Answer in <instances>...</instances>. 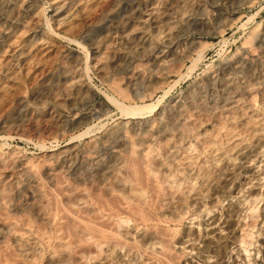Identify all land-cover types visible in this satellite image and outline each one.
Here are the masks:
<instances>
[{
    "label": "rangeland",
    "instance_id": "rangeland-1",
    "mask_svg": "<svg viewBox=\"0 0 264 264\" xmlns=\"http://www.w3.org/2000/svg\"><path fill=\"white\" fill-rule=\"evenodd\" d=\"M4 1L5 0H3V1L0 0V4H6V5L11 4L12 6H13V4L14 5L16 4V6H14L13 9H11V7H9L8 5H7L8 8L5 7V9L10 8L9 10H11V11L13 10L12 12L9 10H5V9L2 10V12L0 11V22L2 23V25L5 24L4 27L0 26L2 29V30L0 29V31H1L0 32L1 33L0 34V43L7 44L8 38L4 34L5 29H9V28L13 27L12 26L13 24H15L14 26H16L20 23L19 17L17 18V16L20 14L26 13V11H25V10H27L26 9V4H27L26 1H28V0H26V1L21 0L20 2L16 1V0H8V1L6 0L5 2ZM15 1H16V3H15ZM43 1L48 2V0H43ZM144 1L145 0H133V2H132V0H109V2L108 1H106V2L99 1L97 3V0H91L90 1V7L91 6H92L91 8L94 7V9H91V12H93V13H91L89 11L90 14H88V16H86V17L78 16V18L76 20L77 21L76 25L79 28L78 32H80L82 30L80 33L77 32L78 35L75 36L76 40L81 43V47H82V45H85L84 47L87 49L89 44L91 43V40L94 39L95 41H97V39L100 38L101 33L103 32L102 27L92 25L93 21H95V20H97V21L99 20L102 22L104 21V24L110 22V23H112V25H114V23L117 22L115 19V18H117V15L114 17V16H111L110 13L109 14L107 13L110 11L111 8H113V7L116 8L117 6H119V7H117L118 10L120 9L121 11H128V10L130 11L133 8H139V7L142 8ZM17 2H19V3H17ZM47 2H45L46 5H48ZM102 4L103 5L105 4V5L103 6ZM97 5H99L102 9L100 7H98ZM19 6H21V7H19ZM190 6L192 7V10H191ZM16 7L18 8L19 12L17 10H15ZM46 7H47V13L49 15L50 10L48 9V6H46ZM184 7H185V9H184ZM184 7H182V9H183L184 14H186V16H197L198 18H200V22L197 23L196 26L195 25H193V27L188 26V28H189L188 30H187V26H185L183 28V32H181V34H179L177 36V38L174 42L173 48H177V49L181 50L185 47L184 44L187 45L189 43V41L193 40V41L198 42L199 45L201 44L199 46V48L205 52V55L202 59L197 61L196 60L197 59V52H193L191 54V56L189 58H187L184 62H181L180 60H177V59H175V60L173 59L171 61H168L169 63L167 62V66H168L167 72L170 71L173 74L172 73H166L163 75V74H160V72H158V71H160V69H159L158 62L155 59V54L157 51L155 49L162 47V49H164V50L166 49L165 51H167V50L169 51L170 47L166 46L165 43H161V42H163L162 38L159 36L157 37V35L155 34L153 29L149 30L150 39L153 43H152V46L150 48H147V50L145 49L144 51H141V50H136L135 48H131L129 46L127 47L125 42L121 41V40L118 41V42H120L119 43L120 48L115 49L112 47L110 49L108 55L111 58L110 57L109 58L111 60L113 58V60L117 61L118 65L121 63L120 67H118V65H116V67L112 68V73H114V79H113L114 82L113 83H110V82L105 81V80L102 81V78L98 74H96L94 68L88 64V59L86 58L88 54L85 51V48H83V47L81 48L80 45H77L76 43L73 44V42L63 41L62 39L59 38L58 41H59L60 46L58 47L59 49L56 51V55H55L56 56V62H58V63L63 62L65 59V56L68 53H70V51L71 52H73V51L78 52L82 57L81 69L84 73H86V77L88 78L87 79L88 84L91 85V87L95 93V95L93 97H90V98H86V96H84V95H83V97L82 96H76L75 102H74L75 104H73V106L67 102H64V100L55 102L56 100L52 96L47 95V93H45L44 90L40 89L41 83H39V81H38L40 79L39 78L40 76H38V79H37L38 82H32L31 83L27 79V77L25 76L22 57L19 55H16V54H12L9 56V59L11 57V59L9 61L10 62L12 61V63L15 64V66L19 70V74L21 75V80H22L21 82L24 81L23 82L24 84L22 83V85H21V90H22V92H21L22 95L20 94L21 96H19V97L13 96L11 99L8 98V100H6L4 98L0 99V101H1L0 102V113H1L0 114V153H1L0 154V164H1V166H0V168H1L0 177H2L6 173V171H8V170L14 171V175H16L18 178H23L27 174L31 173V175H32L34 173L33 176L35 177V179L37 181L35 183V187L36 188L38 187L37 190L40 194L41 202L43 205V213L44 214L46 213V214L43 216V218L45 219L44 220V219H42V217L36 216L31 210L29 211L28 207L23 208L22 210L21 209L18 210L17 207L20 204V202L21 201L25 202V200H21V199L13 196L16 179L7 180L4 192L9 197H7L5 200H3L0 203V232L3 234V241H2V243L0 242V264H51L49 260H52V258L56 259V257L57 258L61 257V255L64 252H68L72 256H74L75 254L81 256L80 260L70 259V260H67L66 263H64V264H80L82 262H83L82 264H96L97 260H102L103 264L104 263L105 264H112V263H114V264H188V263H190L191 260L196 261V260L201 259L204 255V253L206 254L205 249H207V248H206L205 242H203V241L201 242L200 240H197V239L195 240L196 242H194V244H192V245H187L186 243H184L185 238H187V232H189V230L192 226L195 227L194 230L197 229L196 231L203 232V230L206 226V223L208 222L210 217L215 215V214H220V212H223L224 209L227 208L228 206H231V208L234 210L233 219H234V217L236 218L233 220V222L235 223L233 225V231H230L229 229L226 230L224 228H221L219 241H217V243L214 246L210 247L209 251L207 252V254H209L210 257H212V258H210L212 260L211 263L214 262L213 264H227V262H225V260H227L229 258V256L232 255V257H234V259L236 260V263H234V264H240V263L241 264H251V263L252 264H264V185H263L264 184V178H263V174H264V149L261 150V148H264V142H263L264 140H261L263 143L260 141L254 142V140H251V138L249 140V137L245 136L247 144L250 145L249 148L256 151L255 152L256 156L253 160L254 163L251 162L249 164V167L246 170H243L241 168H238L239 158L236 157V155H234L232 152H231L232 154L229 153L228 145L225 142H223V141L221 142V140H220L219 142L217 141V143H216L215 141H210V139H209L210 137L206 138L207 141L205 140L204 141L205 144H203L205 147L206 154L211 153V152L214 153L215 151L218 150V151L224 153L225 158L226 157L228 158V159L227 158L225 159V161L227 162L226 165L229 166V168L226 166L227 167L226 171H229L227 173L231 174L232 177L228 176L227 178H229V179H227V180H226V178H224L225 175L223 173H225V172L222 169L219 170V167H221V165L217 169H214L210 164H208L207 162H204L202 160V158L199 157V155H197L198 152L196 151L195 148H193L191 146L188 147L182 141H180L179 139H176V138L172 139V142H174L175 147H177V149L174 147V151L178 152L179 158H181L182 161L186 160L185 162H182L181 160H178V159L170 161V158L167 157L164 150H162V149H164V146L162 144L156 145V147L155 146L151 147L153 150L152 149L150 150V152L151 151L152 152L151 153L149 152L150 157H148V160L144 159L143 161H141L134 154H127L126 166H128L129 168L127 167L128 168L127 171L121 173V175H122L123 180L126 179L124 181H126L128 184L133 185L132 187L134 188L133 191L127 195L120 194L117 191L107 192L103 188H98V187L91 185V184H86V183H79L78 184V182H75L74 179L72 180L73 177L69 176L65 171H63V172L62 171H56L54 176H53V179H55V181L48 179L45 175V170L47 168L51 167L52 164H53L52 167L55 166V163L53 162V160H51L49 158V155L53 151H56L58 149H62L65 146L72 147V149L75 148V149L71 150V152L73 154L72 158H73V160H77L76 162H78V164H79L83 158V155H85V153H86L85 152L86 148H88L90 146H98V147L102 146L103 138L105 137V135L112 133V131L115 132L121 123H124L127 121V117L125 115H123L122 112L117 107H115L113 104H110L108 102V99H107L108 95L114 96L118 99L120 98L119 100L126 102V104H149L151 101H156L157 99H160L159 107L162 110L164 109L163 110L164 115L165 116L167 115V117H168V115H170V112H174V110L172 111L171 109H169V107L174 109L173 104L175 103L174 101H176L177 98H180L182 100L185 98V96L187 97L188 94H189L188 96H190V95L193 96L195 93H198L196 91L197 90L199 91V88L201 87V85H202V87L205 86V84H206L205 75L210 69L220 66L224 62V60H226V59H233L237 55L238 51L241 49V46L243 47V45H252L254 43V36L256 35L255 33H257V30H258V27L257 28L253 27V26H255L256 22H260V24H262V26H264V0H253V2L251 4L248 3V4H243V5H242V3L239 4L238 0H199V1L198 0H194V1L190 0L189 4L187 6H184ZM186 11H188V12H186ZM5 12H6V14H5ZM200 13H202V14H200ZM96 14L99 17L96 18L95 17ZM105 14H106V16H105ZM8 15H9V17H8ZM101 15H103L104 17ZM231 15H233V16H231ZM11 17H13V19ZM20 17H21V15H20ZM250 17H251L252 22H250V20L248 19ZM99 18H101V20ZM211 19H212V21H211ZM174 20L175 21L177 20L176 22L178 23L179 17L176 16V18ZM230 20H231V22H230ZM221 21L222 22L224 21V23H222ZM226 21H228L230 23H227ZM7 22H9V23H7ZM110 23H109V25H110ZM81 25L84 26L85 28L82 27ZM224 25H225V27H224ZM47 26L49 27V25H47V23L42 25L41 28H42L43 32L44 31L48 32V30L50 31V27L48 29ZM214 26H216V27H214ZM212 27H214V28H212ZM83 28H84V30H83ZM88 28H90V29H88ZM190 28H192L194 31ZM217 28L218 29L222 28V29L219 31ZM247 28H248V30H247ZM211 29H214V30H211ZM243 29H244V31H243ZM217 31H219V32H217ZM248 32H250V33H248ZM97 33H100V34H97ZM222 33H223V35H222ZM189 34H190V36H189ZM184 36H185V38H184ZM4 38H6V39H4ZM158 40H159V42H158ZM201 40H202V43H200ZM246 40H247V44H245ZM243 41H244V44H243ZM249 42H251L252 44L251 43L248 44ZM176 44H178V45H176ZM63 47H64V49H62ZM163 47H165V48H163ZM70 48H72V50ZM121 49H123L124 51L123 50L121 51ZM116 50L118 52H116ZM139 51H141L142 54ZM84 53H86L87 55ZM126 54L128 55L127 57H126ZM194 57H195V60L193 59ZM139 58H141V59H139ZM57 59H59V60H57ZM153 59H154V61H153ZM146 60H147L148 64L146 63ZM85 61H87V62H85ZM135 62H136V64H135ZM198 62H199V64H198ZM85 63H87L88 65H86ZM131 63H133V65ZM138 63H141V64L138 65ZM181 63L183 65H180ZM84 64H85V66H84ZM142 64H144V65H142ZM196 64H197V67H196ZM145 65H148V66H145ZM131 66H132V71H131V69H129V68H131ZM84 67H86V68H84ZM178 67H180V68L178 69ZM83 68L86 70H84ZM87 68H89V70ZM136 68H139V69H136ZM169 69H171V70H169ZM176 70H177V72H176ZM0 74H1L0 77L2 76L1 79H3L5 76L4 73H2V71H0ZM130 74H132L133 76ZM135 74H137V75H135ZM183 74H184V76H183ZM129 76H131V77L129 78ZM150 76L151 77L153 76V77L151 78ZM160 76L162 77V82H161ZM141 77H143V78H141ZM146 77H147V79H146ZM131 78H132V80H131ZM177 79H178V81H177ZM27 81H28V83H27ZM163 82H164V84H163ZM200 83H201V85H199ZM30 84H31V86H29ZM159 86L161 88H159ZM195 87L197 90L195 89ZM33 88L36 90H34ZM155 88H156V90H155ZM111 89H112V91H111ZM150 90H151V94H150ZM185 90H187V91H185ZM23 93H26L27 95L23 94ZM185 94H187V95H185ZM24 95H26V96H24ZM36 95H38V96H36ZM122 95L125 98H123ZM140 95L142 96V98ZM263 95H264V91H263ZM130 96L134 100L132 98H130ZM127 97H128V99H126ZM255 97L258 99L256 100ZM260 97H261V94H255L253 96V102L254 101H255L254 103L259 102ZM131 99H132V101H131ZM51 100L53 101V103L54 102L55 103L52 104ZM78 100H79V103H78ZM6 102H7V104H6ZM59 102H61V103H59ZM11 103H13V104H11ZM82 103L85 104L84 107H82L83 106ZM169 103L170 104L172 103V104L170 105ZM9 104H11L12 107H10ZM62 104H65V105H62ZM167 104H169V106ZM163 105H164V107H163ZM175 105L176 104H174V106ZM19 108H21V110H23V111H21ZM175 108H176V106H175ZM66 109H68V110H66ZM106 109H109V110H106ZM45 110H46V112H45ZM14 111H15V113H14ZM39 111H40V113H39ZM165 111L167 113L169 111L170 112L167 114ZM21 112H22V114H21ZM74 114H76V115H74ZM75 116H77V118ZM93 116H95V117L92 118ZM204 116L190 117L191 125L185 131H188V134L191 133L192 135H195L196 129L194 130V128H193L195 126V124L196 125H200V123L201 124L206 123L204 125L214 124V119H215L214 115H211L209 117H207L206 115H204ZM27 117H29V119ZM197 117L198 118L200 117V118L198 119ZM56 118H57V120H56ZM85 119H87L88 122ZM71 120H79V123L77 125H79L80 123L81 124L78 127H76L77 125L76 126L73 125L72 124L73 121H71ZM194 120H195V123H194ZM38 121H40V122H38ZM37 122H38V124H37ZM52 124H54V126ZM59 127H60V129H59ZM190 129H192V130L190 131ZM83 131L84 132L86 131V132L83 133ZM46 132H47V134H46ZM78 132L82 133V134H80L82 136H80ZM147 136H149V135H147ZM73 137H75V138H73ZM95 137H97V138H95ZM263 138H264V136H263ZM174 139H176V140H174ZM248 142H250V143H248ZM87 143H89V144H87ZM179 144L181 145L180 147H179ZM73 145H75V146L73 147ZM86 145L88 147H86ZM181 147H182V149H181ZM224 147H225V149H224ZM257 149H258V151H257ZM189 150H191V151L189 152ZM187 151H188V153H187ZM12 152H13V154H12ZM185 153H187V154H185ZM259 153H261V154H259ZM152 154L155 157L157 155L156 158L162 159L168 165L172 166V167L168 166L170 168L169 169L170 172L168 174L169 181L167 184L163 185V184H161V182H159L158 174L152 175V172L150 170V167H151L150 165H152L151 164L152 163V157H153ZM12 155H14V156H12ZM164 155L166 156L165 158H164ZM74 156H76V158ZM129 156H131V157L128 160ZM181 156H183V157H181ZM257 156H258V158H257ZM185 157L186 158L188 157V158L186 159ZM197 157H199V160H197L198 159ZM166 158H168V159H166ZM231 158H232V160H231ZM24 160H25V162H24ZM196 160H197V162H196ZM227 160H229V161L231 160V161L229 162ZM175 161L177 164L175 163ZM232 161H235V162L238 161V162H236L237 164H235V162H232ZM49 162H50V164H49ZM140 162L142 164H139ZM178 162H179V164H178ZM228 162L230 165L228 164ZM25 163H27V166ZM29 163H31V164H29ZM173 163H175V164H173ZM187 163H188V167L190 166V168L193 169L195 172L198 171L197 173H199V171L201 170L200 173L202 175H204V177L208 181L207 186L202 190L203 192L206 191V193L202 192V195H203L202 199H201L202 201L199 200V201L195 202L191 198V194H189L190 193L189 189L187 190L189 185H193L196 187L195 184H197V183L195 182V180H190V182H186V181H183L180 179V176H181L180 170L182 169V166H183V168L187 167V166H185V165H187ZM202 163H203V165H202ZM231 163H232V166H231ZM14 164H17V165L14 167ZM4 166H6V167H4ZM173 166H175V167H173ZM201 166H203V167H201ZM31 167H32V172L29 171V170H31ZM194 167H195V169H194ZM206 167H207V169H206ZM171 168L173 169V171ZM11 169H14V170H11ZM26 169H27V171H29V173L26 171ZM41 169H43L44 171H42ZM128 170H129V172H128ZM208 170H210L211 172ZM232 170H233V172H232ZM179 171H180V173H178ZM218 171H220V172H218ZM251 171H253V172H251ZM43 172H44V174H43ZM234 172H235V174H234ZM127 173H129V175ZM137 173H139V175ZM203 173H205V174H203ZM206 173L209 175H207ZM214 173H216V175ZM172 174H175V175H172ZM246 174H248V175H246ZM234 175H235V177H234ZM210 176H212V177L210 178ZM213 176H215V177H213ZM222 177H223L224 181H223ZM208 178H209V180H208ZM249 178H250V180H249ZM154 179H155V181H154ZM170 179H171V181H170ZM132 180H134V181H132ZM219 180H221V182ZM233 180H235V182ZM191 181H192V183H191ZM213 181H214V183H213ZM225 181H227L228 183ZM180 182L182 184H180ZM176 183H177V186H176ZM222 183H224V184H222ZM7 184H8V186H7ZM38 184H39V186H37ZM212 184H214V185H212ZM226 184H228V185H226ZM139 186H140V188H139ZM172 186H175V187H172ZM170 188H172L173 190ZM101 189H103V190H101ZM135 189H136V191H135ZM179 189L182 191H180ZM170 191H171V194L174 195V193H175V196L178 199H180V203L183 207L181 210H176V211H165L164 210L163 204L161 203L160 200L162 199V197L164 198L166 196L165 195L166 192H170ZM174 191H176V192H174ZM181 192H183V193H181ZM211 192H213V193H211ZM213 194H215V195H213ZM76 195H82L85 197V202L82 205H78L74 202L73 197H75ZM188 195H189V198H188ZM69 196H71V197H69ZM137 196H139V199ZM134 198H136V199H134ZM187 198H188V200H187ZM86 200H87V202H86ZM145 200H147V201H145ZM153 201H154V203H153ZM182 201H183V204H182ZM156 203H158V204H156ZM228 203H230V204H228ZM226 205H227V207H224ZM12 210H14V211H12ZM208 215H209V217H208ZM191 222H193V223H191ZM199 222H200V224H199ZM196 223H198V224H196ZM4 225H5V227H4ZM197 225L199 227H197ZM20 228L22 229V231L20 230ZM199 229H201V230H199ZM219 229H220V227H219ZM247 231L249 234L247 233ZM132 232H133V234H132ZM126 233H128V234H126ZM4 239H6V240H4ZM245 239H247L248 243L246 242ZM11 240H12V242H11ZM180 243H181V245H180ZM28 245L34 246L35 250L37 251V254L34 257L24 258L19 254L18 249L27 247ZM111 246H112V248H111ZM202 252H203V254H200ZM247 256H248V258H247ZM95 257H96V259H95ZM92 259H94V260H92Z\"/></svg>",
    "mask_w": 264,
    "mask_h": 264
},
{
    "label": "bare ground",
    "instance_id": "bare-ground-1",
    "mask_svg": "<svg viewBox=\"0 0 264 264\" xmlns=\"http://www.w3.org/2000/svg\"><path fill=\"white\" fill-rule=\"evenodd\" d=\"M16 1L20 2L21 0H16ZM16 1H15V3H16ZM90 1L91 0H48V2L45 1V2H47L48 5H46V3L43 0H28V1H26V3H27L26 4V9L27 10H25L26 13L25 14H20L21 17H20V15L17 16V18L19 17L20 23L18 22L19 24L16 25V26H14L15 24H13L12 25L13 27H11L9 29H5L6 27L4 28L5 29L4 34L8 38V41H7L8 43L7 44L0 43V71H2V73H4V75H5L3 79H1L2 76L0 77V99L4 98V99L8 100V98L11 99L13 96H18L19 97V96L22 95L21 94V92H22L21 85H22V83L24 81L21 82L22 81L21 80V75L19 74V70L17 69L15 64H13L12 61L11 62L9 61L11 59V57L9 59V56L12 55V54H16V55H19V56L22 57L23 65H24V71H25V76L27 77V79L31 83L39 81V83H41V85H40L41 88L40 89L44 90V92L47 93V95L52 96L56 100L55 102L64 100V102H67V103H69V104H71L73 106V104H75L74 102H75L76 96H82L83 97V95H84V96H86V98H90V97H93L95 95L91 85L88 84V81H87L88 78L86 77V73H84L82 71V69H81L82 57H81V55L78 52H74V51L71 52L70 51V53H68L65 56L64 61L62 60L63 62H61V63L56 62V56H55L56 55V51L59 49L58 47L60 46L59 45V41H58L59 38L62 39L63 41L73 42V44L76 43L77 45H80V47H81V43L79 41H77L76 38H75V36L78 35L77 32L79 31V28L76 25V23H77L76 20H77L78 16H80V17L81 16H83V17L88 16V14H90L89 11L91 12V9H94V7L93 8H91L92 6L90 7ZM99 1H104V2L108 1L109 2V0H97V3ZM189 1L190 0H145L142 8L141 7L133 8L130 11L129 10L128 11H121L120 9L118 10L117 7H119V6H117L116 8L115 7H113V8L110 7L111 9L109 8L110 11L107 12V13L108 14L110 13V15L114 16V17L117 15V18H115L117 22H115L114 25H112V23L109 22L110 23V25H109V23L104 24V21L103 22L99 21V20L98 21L97 20L93 21L92 25L102 27L103 28V32L101 33V36H100L99 39H97V41H95L94 39L91 40V43L89 44L87 49L84 47L85 45H82V47L85 48V51L88 54L87 55L86 53H84V54L87 55L86 58L88 59V64L91 67L94 68L96 74H98L102 78V81L105 80V81H108L110 83H113L114 82V80H113L114 79V73H112V68L116 67V65H118V62L113 60V58H112V60L110 59L111 57L108 55L110 49L112 47L115 48V49L120 48V46H119L120 42H118V41L121 40V41L125 42L127 47L129 46L131 48H135L136 50H141V51H144L145 49L147 50V48H150L152 46V43H153L151 41V39H150V33H149L150 29L154 30V32L157 35V37L159 36V37L162 38L163 42H161V43H165L166 46L170 47L169 51L168 50L165 51L166 49L164 50V49H162V47L158 48V49H155V50H157L156 54H155V59L158 62L159 69H160V71H158V72H160V74L164 75L166 73H172L170 71L167 72V70H168L167 62L171 61L173 59L174 60L177 59V60H180L181 62H184L187 58H189L191 56V54L193 52H197V59H196L197 61L202 59L204 57V55H205V52L199 48V46L201 44L199 45V43L196 42V41H193V40L189 41V43L187 45L184 44V46H185L184 48L182 47L183 46L182 45L181 47L183 49H181V50H179L177 48H173L174 47V42H175L177 36L179 34H181V32H183V28L185 26H187V30H188L189 29L188 26H192L193 27V25L196 26V24L200 22V18H198L197 16H186V14H184L182 7L187 6L189 4ZM19 2H17V3H19ZM132 2H133V0H132ZM252 2H253V0H238V3L239 4L242 3V5L243 4H248V3L251 4ZM7 5L9 7H11V9H13V7L16 6V4L15 5L13 4V6L11 4H7ZM7 5L6 4H0V11L2 12V10L5 9V7L8 8ZM46 6H48V9L50 10L49 15L47 13V7ZM97 6L100 7L99 5H97ZM19 7H21V6H19ZM7 8L5 10H9L10 9V8L9 9H7ZM16 8H15V10H17L19 12L18 8L17 9ZM184 9H185V7H184ZM191 10H192V7H191ZM9 11H11V10H9ZM186 12H188V11H186ZM91 13H93V12H91ZM5 14H6V12H5ZM200 14H202V13H200ZM101 16H103V15H101ZM105 16H106V14H105ZM176 16L179 17V22L178 23L176 22L177 20L176 21L174 20L176 18ZM231 16H233V15H231ZM8 17H9V15H8ZM13 17H11V18L13 19ZM95 17L97 18L99 16H97V14H96ZM99 19L101 20V18H99ZM248 19L250 20V22H252L251 21V17L248 18ZM211 21H212V19H211ZM226 22L230 23L231 20H230V22H228V21H226ZM7 23H9V22H7ZM45 23H47V25H49V27H50V31L48 30V32L47 31L46 32L42 31L41 27ZM222 23H224V21ZM4 25H2V23L0 22V26L4 27ZM49 27L47 26L48 29H49ZM82 27H84V26H82ZM214 27H216V26H214ZM214 27H212V28H214ZM224 27H225V25H224ZM253 27H255V28L258 27V30L256 29L257 33H255L256 35L254 36V43L251 41L253 44L251 42H249L248 44L251 43L252 45H243V47L241 46V49L238 51L237 55L233 59H226V60H224V62L220 66H218L216 68L214 67V68H212L210 70L208 69L209 71L208 72L206 71L207 73L205 72L206 73V75H205V80H206L205 86L202 87V85L200 83L199 85H201V87L199 88V91L195 87V89L197 90L196 92H198V93H195L196 95L195 94L193 95L191 93L193 96H191V95L188 96L189 94L188 95L185 94V95H187V97L185 96L184 99L181 100L180 98H177V100L174 101L175 102L174 104H176L175 105L176 108H175L174 104H173L174 109L169 107V109H171L172 111L174 110V112H170L169 111L170 115H168V117H167V115L166 116L164 115V111H163L164 109L162 110L159 107L160 99H157L156 101H151L149 104H126V102H123V101L119 100L120 98L118 99V98H116L114 96H109L108 95L107 96L108 102L110 104H113L115 107H117L122 112V114L127 117V121L124 122V123H121L119 125L118 129L115 132L112 131V133L106 134L105 137L103 138L102 146H100V147H98V146H90V147H88L86 145V147H88V148H86V151H85L86 153H85V155H83V158H82V160H81V162L79 164H78V162H76L77 160H73V158H72L73 154H72L71 150H73L75 148L72 149V147L65 146L62 149H58L56 151H53L49 155V158L51 160H53V162L55 163V166L52 167V165H53L52 164L51 167H49V168L46 167L47 168L45 170L46 177L48 179H50V180H54L55 181V179H53V176H54L55 172L56 171H62V172L65 171L69 176H72L73 177L72 180L74 179L75 182H78V184L79 183L91 184V185H94V186H96L98 188H103L107 192L117 191L120 194L127 195V194H130L133 191V189H134L132 187L133 185L128 184L126 181H124L126 179L123 180L122 175H121V173L127 171V169L129 168L128 166H126V160H127L126 156H127V154H134L141 161H143L144 159L148 160V157H150L149 152L152 149L151 147H154V146L156 147V145L162 144L164 146V149H162V150H164V152L167 155V157L170 158V161L171 160L173 161V160H176V159L181 160V158H179V156H178L179 153L174 151L175 145H174V142H172L173 138L179 139L180 141H182L188 147L191 146V147L195 148L196 151L198 152L197 155H199V157H201L204 162H207L208 164H210L214 169H217L221 165V167H219V170L222 169L225 172L223 174L225 175L224 178H226V180H227V179H229L227 177L231 176V174L227 173L229 171H226V168L227 167L229 168V166L226 165L227 162L225 161V159L227 157L225 158L224 153H222V152H220L218 150L215 151L214 153L211 152V153H207L206 154L205 147L203 145V144H205L204 141L208 137H210L209 138L210 141H215L216 143H217V141L219 142L221 140V142L223 141V142H225L228 145L229 153L232 152L234 155H236V157L239 158V162L236 161V162H238V165H239L238 168L246 170L249 167V164L251 162H253V160H254V158L256 156V153H255L256 151L249 148L250 145L247 144L245 136H248L249 140L251 138V140H254V142H256V141L262 142L261 140H264V138H263V136H264V95H263V91H264V26H262V24H260V22H256L255 26H253ZM84 28H83V30H84ZM0 29H1V27H0ZM88 29H90V28H88ZM190 29H192V28H190ZM221 29H218V30L220 31ZM211 30H214V29H211ZM247 30H248V28H247ZM219 31H217V32H219ZM243 31H244V29H243ZM80 32H78V33H80ZM248 33H250V32H248ZM97 34H100V33H97ZM222 35H223V33H222ZM189 36H190V34H189ZM184 38H185V36H184ZM4 39H6V38H4ZM247 40H246L245 44H247ZM158 42H159V40H158ZM200 43H202V40H201ZM178 44H176V45H178ZM243 44H244V41H243ZM163 48H165V47H163ZM62 49H64V47ZM70 49L72 50V48H70ZM122 50L123 49H121V51ZM141 51H139V52H141ZM116 52H118V51L116 50ZM141 54H142V52H141ZM127 56L128 55L126 54V57ZM139 59H141V58H139ZM193 59L195 60V57ZM57 60H59V59H57ZM153 61H154V59H153ZM85 62H87V61H85ZM146 63H147V60H146ZM85 64L88 65L87 63H85ZM85 64H84V66H85ZM131 64L133 65V63H131ZM135 64H136V62H135ZM140 64L141 63H138V65H140ZM198 64H199V62H198ZM142 65H144V64H142ZM180 65H183V64L181 63ZM120 66H121V63L118 65V67H120ZM145 66H148V65H145ZM196 67H197V64H196ZM84 68H86V67H84ZM179 68L180 67H178V69ZM87 69L89 70V68H87ZM129 69H131V71H132V66ZM136 69H139V68H136ZM84 70H86V69H84ZM169 70H171V69H169ZM176 72H177V70H176ZM137 74H135V75H137ZM130 75H132V74H130ZM38 76H40L39 77L40 79L37 81ZM183 76H184V74H183ZM130 77L131 76H129V78ZM141 78H143V77H141ZM146 79H147V77H146ZM160 79H161V82H162V77ZM131 80H132V78H131ZM177 81H178V79H177ZM27 83H28V81H27ZM163 84H164V82H163ZM29 86H31V84ZM159 88H161V87L159 86ZM34 90H36V89H34ZM155 90H156V88H155ZM111 91H112V89H111ZM185 91H187V90H185ZM23 94H26V93H23ZM150 94H151V90H150ZM255 94H261L259 102H256V103H254L255 101L253 102V96ZM26 95H24V96H26ZM36 96H38V95H36ZM123 98H125V97L123 96ZM130 98H132V97L130 96ZM141 98H142V96H141ZM126 99H128V97ZM132 99H131V101H132ZM257 99L258 98H256V100ZM54 103L52 101V104H54ZM59 103H61V102H59ZM78 103H79V100H78ZM6 104H7V102H6ZM11 104H13V103H11ZM11 104H9L10 107H12ZM82 104H83L82 107H84L85 104L84 103H82ZM169 104H167V105L169 106ZM62 105H65V104H62ZM163 107H164V105H163ZM19 109L21 110V108H19ZM66 110H68V109H66ZM106 110H109V109H106ZM15 111H14V113H15ZM21 111H23V110H21ZM45 112H46V110H45ZM39 113H40V111H39ZM21 114H22V112H21ZM74 115H76V114H74ZM204 115H206L207 117H209L211 115H214L215 116V119L213 118L214 119V124H212V125H204L206 123H204V124L200 123V125H196L195 124V126L193 125L194 126L193 128H194V130L196 129V134L195 135H192L191 133H190L191 135L188 134V131H185V130L188 129L190 127V125H191L190 117L204 116ZM75 117L77 118V116H75ZM94 117L95 116H93L92 118H94ZM27 118L29 119V117H27ZM56 120H57V118H56ZM85 120L87 121V119H85ZM71 121H73L72 124L75 125V126L79 123V120H71ZM38 122H40V121H38ZM38 122H37V124H38ZM194 123H195V120H194ZM52 125L54 126V124H52ZM79 125H77L76 127H78ZM59 129H60V127H59ZM192 129H190V131ZM80 132H78L79 135L82 134ZM85 132L83 131V133H85ZM46 134H47V132H46ZM147 135H149V136H147ZM80 136H82V135H80ZM73 138H75V137H73ZM95 138H97V137H95ZM176 139H174V140H176ZM250 142H248V143H250ZM87 144H89V143H87ZM74 146L75 145H73V147ZM180 146L181 145L179 144V147ZM175 148L177 149V147H175ZM181 149H182V147H181ZM224 149H225V147H224ZM262 149H264V148H261V150ZM190 151L191 150H189V152ZM257 151H258V149H257ZM187 153H188V151H187ZM187 153H185V154H187ZM12 154H13V152H12ZM259 154H261V153H259ZM12 156H14V155H12ZM152 156H153V154H152ZM74 157L76 158V156H74ZM130 157L131 156L128 157V160H129ZM156 157H157V155H156ZM156 157L155 156L152 157V163H151L152 165H150L151 166L150 170L152 172V175L153 174L154 175L158 174L159 182H161V184H163V185L167 184L168 181H169L168 174L170 172V170H169L170 168L168 166H170V165H168L166 162H164V160L158 159ZM165 157L166 156L164 155V158ZM181 157H183V156H181ZM199 157H197L198 158L197 160H199ZM257 158H258V156H257ZM166 159H168V158H166ZM197 160H196V162H197ZM231 160H232V158H231ZM185 161L186 160H184L182 162H185ZM227 161H229V160H227ZM24 162H25V160H24ZM229 162H228V164H229ZM232 162H235V161H232ZM236 162H235V164H237ZM175 163H176V161H175ZM175 163H173V164H175ZM203 163H202V165H203ZM25 164L27 166V163H25ZM29 164H31V163H29ZM49 164H50V162H49ZM139 164H142V163L140 162ZM178 164H179V162H178ZM16 165L17 164H14V167ZM0 166H1V164H0ZM185 166H187V167L183 168V166H182V169L180 170L181 171L180 179L183 180V181H186V182H190V180H195V182L197 183V184H195L196 187L193 186V185H189L187 190L189 189V192H190L189 194H191V198L195 202L199 201V200L202 201L201 200L202 196H203L202 195V192H203L202 190L207 186L208 181L206 180L204 175H202L200 173V171H201L200 169H199L200 170L199 171L200 174H199V173H197L198 171L195 172L193 169L190 168V166L188 167V163ZM231 166H232V163H231ZM4 167H6V166H4ZM170 167H172V166H170ZM173 167H175V166H173ZM201 167H203V166H201ZM194 169H195V167H194ZM206 169H207V167H206ZM0 170H1V168H0ZM11 170H14V169H11ZM41 170L44 171L43 169H41ZM26 171H27V169H26ZM29 171L32 172V167H31V170H29ZM29 171H27V172L29 173ZM172 171H173V169H172ZM180 171L178 173H180ZM208 171H210V170H208ZM253 171H251V172H253ZM128 172H129V170H128ZM218 172H220V171H218ZM232 172H233V170H232ZM139 173H137V174L139 175ZM43 174H44V172H43ZM127 174L129 175V173H127ZM203 174H205V173H203ZM214 174L216 175V173H214ZM234 174H235V172H234ZM33 175H34V173L32 175L30 173V174H27L26 176H24L23 178H18L16 175H14V171H10V170L6 171V173L2 177H0V203L3 200H5L7 197H9L4 192L7 180L16 179L15 180V187H14L13 196L16 197V198H19L21 200H25V202L20 200L21 202H20V204L17 207L18 210L19 209L22 210L23 208L28 207L29 211L31 210L36 216L42 217V219H44L43 216L46 213L45 214L43 213V205H42V202H41L40 194H39V192L37 190L38 187L37 188L35 187V183L37 181H36V179H35V177ZM172 175H175V174H172ZM207 175H209V174H207ZM246 175H248V174H246ZM211 177L212 176H210V178ZM213 177H215V176H213ZM234 177H235V175H234ZM263 178H264V174H263ZM222 179H223V177H222ZM208 180H209V178H208ZM221 180H219V181L221 182ZM249 180H250V178H249ZM132 181H134V180H132ZM154 181H155V179H154ZM170 181H171V179H170ZM223 181H224V179H223ZM233 181L235 182V180H233ZM225 182H227V181H225ZM191 183H192V181H191ZM213 183H214V181H213ZM224 183H222V184H224ZM180 184H182V183L180 182ZM212 185H214V184H212ZM226 185H228V184H226ZM7 186H8V184H7ZM37 186H39V184ZM176 186H177V183H176ZM172 187H175V186H172ZM139 188H140V186H139ZM103 189H101V190H103ZM170 189H172V188H170ZM135 191H136V189H135ZM180 191H182V190H180ZM174 192H176V191H174ZM204 192L206 193V191H204ZM181 193H183V192H181ZM211 193H213V192H211ZM165 195L166 196L164 198L162 197V199L160 200L161 203L163 204V207H164L165 211H176V210H181L183 208L181 203H180V199H178L175 196V193L173 195V194H171V191H170V192H166ZM213 195H215V194H213ZM69 197H71V196H69ZM137 197L139 199V196H137ZM73 198H74V202L76 204H78V205H82L85 202V197L82 196V195H76ZM136 198H134V199H136ZM188 198H189V195H188ZM188 198H187V200H188ZM145 201H147V200H145ZM154 201H153V203H154ZM86 202H87V200H86ZM156 204H158V203H156ZM182 204H183V201H182ZM228 204H230V203H228ZM224 207H227V205L224 206ZM12 211H14V210H12ZM233 215H234V210L231 208V206H228L227 208L224 209L223 212H220V214H215V215L211 216L209 220L207 219L208 222L206 223V226H205L203 232H198V231H196L197 229L194 230L195 227H193V226L190 228V230H189L190 233L187 232V238H185L184 243H186L187 245H192V244H194V242H196L195 240L197 239V240H200L201 242L202 241L205 242L207 249H205L206 254L204 253V255H203L204 258L202 257L201 259L196 260V261L191 260L192 262L190 261V263H188V264H213L214 263V262L211 263L212 260L210 258H212V257H210V255L207 254V252L209 251L210 247L214 246L217 243V241H219L221 228H224L226 230L229 229L230 231H233V225L235 224L233 222V220L236 219L235 217L233 219ZM208 217H209V215H208ZM191 223H193V222H191ZM196 224H198V223H196ZM199 224H200V222H199ZM4 227H5V225H4ZM197 227H199V226L197 225ZM219 227H220V229H219ZM20 230L22 231L21 228H20ZM199 230H201V229H199ZM128 233H126V234H128ZM247 233H248V231H247ZM132 234H133V232H132ZM247 239H245L246 242H247ZM4 240H6V239H4ZM2 241H3V234L0 232V242L2 243ZM11 242H12V240H11ZM180 245H181V243H180ZM111 248H112V246H111ZM18 252L24 258L34 257L37 254V251L35 250V247L32 246V245H28L27 247H24V248H19ZM200 254H203V252L200 253ZM247 258H248V256H247ZM70 259L80 260L81 256L80 255H76V254L74 256H72L68 252H64L61 255V257H59V258L56 257V259L52 258V260H49V261H50L51 264H64V263H66L67 260H70ZM95 259H96V257H95ZM92 260H94V259H92ZM225 262H227V264H234V263H236V260L231 255V256H229V258L227 260H225ZM82 263H80V264H82ZM96 264H103V262H102V260H97ZM112 264H114V263H112Z\"/></svg>",
    "mask_w": 264,
    "mask_h": 264
}]
</instances>
